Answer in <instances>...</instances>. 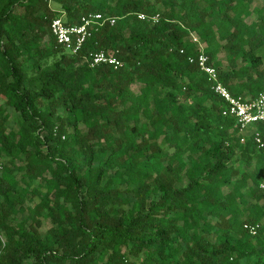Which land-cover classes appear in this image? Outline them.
<instances>
[{"label": "trees", "instance_id": "16d2710c", "mask_svg": "<svg viewBox=\"0 0 264 264\" xmlns=\"http://www.w3.org/2000/svg\"><path fill=\"white\" fill-rule=\"evenodd\" d=\"M254 1L0 0V264H264V122L240 130L188 61L264 94ZM89 13L115 23L64 51L50 21Z\"/></svg>", "mask_w": 264, "mask_h": 264}, {"label": "built area", "instance_id": "2783aa9c", "mask_svg": "<svg viewBox=\"0 0 264 264\" xmlns=\"http://www.w3.org/2000/svg\"><path fill=\"white\" fill-rule=\"evenodd\" d=\"M138 18L156 21L158 15L148 17L144 14H138ZM105 22H109L112 25L115 23V18L104 17L101 13H89L81 16L79 24L67 25L62 17H55L50 21L49 30L59 47L75 55L90 36L91 30L101 26ZM193 40L196 41L197 39L193 37ZM188 61L194 63L206 75L211 89L227 104L223 114L236 118L240 130L245 129L251 123L264 122V94L250 99L236 98L230 94L225 85L220 81L218 71L212 66L209 57L205 53L200 51L197 55H191L188 57ZM89 63L91 66L108 64L112 65L114 69L122 66L121 61L115 56L105 53L103 50L90 54ZM254 140L259 148L262 149L264 147V139L259 132L254 133ZM261 187H264V181L261 183ZM243 228L251 235H256L260 225L245 223L243 224Z\"/></svg>", "mask_w": 264, "mask_h": 264}, {"label": "rangeland", "instance_id": "374dc122", "mask_svg": "<svg viewBox=\"0 0 264 264\" xmlns=\"http://www.w3.org/2000/svg\"><path fill=\"white\" fill-rule=\"evenodd\" d=\"M253 6H257V7H261L262 5H263V1L262 0H255L254 2H253V4H252ZM17 10H19V9H17ZM254 18V15H251L247 20L248 21H250V20H252ZM223 56H224V54L223 53H220L219 54V57H222V59H223V61H224V64L226 63V61H225V59L223 58ZM133 91H137V89H138V87L137 86H133ZM14 126L15 125H13L12 123H11V127L12 128H14ZM49 227V223L48 222H44L43 223V226L40 228V231L42 232V233H44V231L47 229Z\"/></svg>", "mask_w": 264, "mask_h": 264}]
</instances>
